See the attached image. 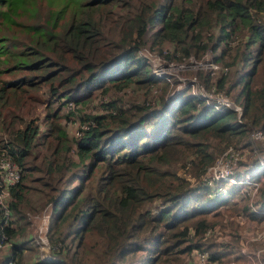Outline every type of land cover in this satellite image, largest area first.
<instances>
[{
	"label": "trees",
	"instance_id": "trees-1",
	"mask_svg": "<svg viewBox=\"0 0 264 264\" xmlns=\"http://www.w3.org/2000/svg\"><path fill=\"white\" fill-rule=\"evenodd\" d=\"M145 45L168 61L210 53L228 66L217 87L242 118L190 89L168 97ZM194 73L212 86L209 71ZM128 88L149 95L126 105L108 94ZM69 120L87 124L79 137ZM254 129H264V0H0V156L22 168L8 219L0 207L10 248L0 264H195V249L246 261L242 221L264 222V183L256 213L247 196L232 200L239 188L213 198L180 170L200 179ZM47 208L51 255L30 262V216ZM218 226L225 243L207 235Z\"/></svg>",
	"mask_w": 264,
	"mask_h": 264
},
{
	"label": "built area",
	"instance_id": "built-area-1",
	"mask_svg": "<svg viewBox=\"0 0 264 264\" xmlns=\"http://www.w3.org/2000/svg\"><path fill=\"white\" fill-rule=\"evenodd\" d=\"M149 51L151 52V54L152 52H156L153 48L150 47V45H145L139 49V55L146 57L154 73L160 77H164L172 85V87H174L168 97H170L175 92L190 89L192 93L203 97L206 102L211 104L215 109L220 111L231 109L237 113L239 119L242 118L244 112L243 104L237 102L234 99L232 93H229L225 89H219L217 87L216 81L218 76H220L221 74H227L229 72V67L213 60V57L210 53L201 60H198L195 57H191L181 62L168 61L158 52L154 54V56H161L165 60V64L170 65L171 63H173L181 68L191 67V61L196 62L197 64H199L198 68H200L197 70L202 69L209 71L214 77L212 79V86L208 88L205 85L204 81H201L195 73L193 74V77L184 76L185 79L183 80L182 87L176 85L177 82L181 80V77H179L178 81L177 79H171L170 75L164 74L163 67H159L160 65H162L160 62H158L156 66L152 63V56ZM186 63L190 64L186 65ZM153 65L159 68L156 69ZM126 91L131 92L132 89L128 88ZM154 92H156V90ZM152 94L156 95L157 93ZM103 99L104 101H108L109 95H105ZM71 106L74 107V104L72 103ZM109 111L111 110L101 107L99 111L94 112L105 113ZM74 125L76 126L74 135L77 137L81 135L83 129L87 128L86 123H82L77 120L74 121ZM262 140H264V129H254L249 133V143L253 145V147H251V150L252 152H254L255 161L253 159L249 161V163L243 162V160H246V153L244 154L243 150L244 148L248 147V145H230L214 163L207 167L205 173L202 176L204 180L203 183L210 188V197H218L227 193L231 187H236L239 188V193L236 196H233L232 200L239 199L240 196H247L249 198V204L252 211L256 213H260L263 211L261 205L258 202V199L260 198V190L264 183V175L257 178L251 171L254 168H264V156L262 152L260 153L261 142H264ZM254 143L257 144L258 147H256ZM244 167H247L249 170L243 171ZM21 177V166L12 159L9 153L3 151L0 156V207L3 210L6 219L10 217L9 200L11 197V189L14 185H16V183L21 180ZM51 213V208H47L40 215L30 216L33 223L36 219L41 218L38 221L37 230L35 232H37V238L40 243V245H38L41 246V248L46 249V251L48 252L47 255L41 256V258H48L51 255L52 249L48 238ZM36 225L37 224H35V226ZM222 233V229L219 226L207 231V235H221ZM226 236H229L228 232H226ZM5 238L6 236L4 235L3 239ZM3 244L7 246L9 245L8 242H1L0 246ZM259 244H264V225L260 230L255 231L253 229H247L244 231L241 237V252L247 257L248 264H264V247H260ZM254 245H256L255 249L252 250ZM193 256L195 264H242V261L236 259H233L230 262L226 263L222 260H213L211 253L205 249H195ZM7 264H16V261L14 259H10Z\"/></svg>",
	"mask_w": 264,
	"mask_h": 264
},
{
	"label": "rangeland",
	"instance_id": "rangeland-1",
	"mask_svg": "<svg viewBox=\"0 0 264 264\" xmlns=\"http://www.w3.org/2000/svg\"><path fill=\"white\" fill-rule=\"evenodd\" d=\"M149 53L151 54V52L149 51ZM156 53V52H155ZM152 52L151 56H152V63L156 66L158 62H160L162 65H160L159 67H163V70H164V74H167V75H170L171 76V79H177L179 81V77H181V80L179 82H177L176 85L178 86H183V80L185 79V77H193V73L197 70V69H200L198 68V65L196 62L194 61H191L192 64H191V67H179L177 66L176 64H173L171 63L170 65L169 64H165V60L160 56L158 57V55L154 56V54ZM166 65H164V64ZM190 63H186V65H189ZM153 65V66H154ZM154 66V67H155ZM159 67H155L156 69H158ZM198 71V70H197ZM174 88V87H173ZM108 94H110V98L111 99H117L119 97H123L124 100H125V104L127 105V101L128 99H133L135 100L136 102H139V101H143L145 98L148 97V93L145 92V89L143 90H136V91H132L131 92H127L126 90L124 89H121V90H116V91H111L109 92ZM148 94V95H147ZM234 94V92H233ZM147 96V97H146ZM44 99V98H43ZM131 103V102H130ZM102 106H99V105H95V106H92L91 108H87V110L90 112H97L99 111V109L101 108ZM43 110V106L40 105L39 106V111L42 112ZM94 112V113H95ZM66 127L67 129L69 130V132L71 133V135L74 136V133L76 131V126L74 125V121L72 120H69V121H66ZM264 141V140H262ZM254 145L256 147L257 144L254 143ZM251 147H253L252 144H249L248 147L244 148L243 150V153L245 154L246 153V160H243V162H247L249 163V161L253 160L255 158V155H254V152H252L251 150ZM261 149H260V153L262 152L263 156H264V142L262 143L261 142V145H260ZM259 153V152H258ZM249 169L247 167H244L243 168V171H248ZM180 172L183 174V175H186L187 177H189L191 179V182L193 184V186H204L205 184L203 183L204 180H203V176L200 178V179H197L196 177H193L192 174L190 173V171L188 169H181ZM33 199L34 200H37L38 198H36V196L34 195L33 196ZM41 218L39 219H36L35 222L31 223L30 225V228H28V235L31 234L33 236V238L35 239V243H37V245L39 243V240L37 238V232H35L37 230V226H38V221L40 220ZM243 228H242V234L244 233L245 230L247 229H253V230H260L262 228V226L264 225V222L262 223H259V222H256V221H250V220H245L243 219ZM35 224H37L35 226ZM218 240H220L219 242H222V243H225L224 240H227L224 236V234L222 233L221 235H219V238L217 237ZM229 239V238H228ZM38 245V248L39 250H37V253L32 257V258H29L30 259V262H33L34 260H36L38 257H41V256H45L48 254V252L46 251V249L44 248H41V246ZM255 246H253L252 250L255 249ZM260 247H264V244H259ZM0 255H4L6 252H8L10 250L9 246L3 244L0 246ZM194 254H192L193 256ZM231 260H233L232 258L231 259H226V260H222L224 261L225 263L226 262H230ZM187 262H192L194 263V259L193 257H191L189 260H187ZM242 264H248V259L246 261H242L241 262Z\"/></svg>",
	"mask_w": 264,
	"mask_h": 264
}]
</instances>
